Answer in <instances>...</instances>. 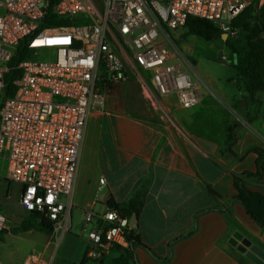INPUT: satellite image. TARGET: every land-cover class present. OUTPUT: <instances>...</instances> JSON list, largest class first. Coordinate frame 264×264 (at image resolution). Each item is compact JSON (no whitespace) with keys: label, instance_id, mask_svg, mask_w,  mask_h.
<instances>
[{"label":"built area","instance_id":"2783aa9c","mask_svg":"<svg viewBox=\"0 0 264 264\" xmlns=\"http://www.w3.org/2000/svg\"><path fill=\"white\" fill-rule=\"evenodd\" d=\"M256 2L264 0H0V104L8 63L22 42L32 51L16 66L15 94L0 106V169L20 185L23 211L52 222L55 232L69 230L86 126L105 106L108 86L133 77L150 102L175 95L184 108L198 105L201 89L213 90L174 33L196 17L234 37V19ZM48 18L56 25H45ZM40 51L52 60H34ZM85 223L93 224L85 260L128 246L130 218L115 208L101 216L89 209ZM8 229L0 212V231Z\"/></svg>","mask_w":264,"mask_h":264},{"label":"crops","instance_id":"0c3cea01","mask_svg":"<svg viewBox=\"0 0 264 264\" xmlns=\"http://www.w3.org/2000/svg\"><path fill=\"white\" fill-rule=\"evenodd\" d=\"M191 37L180 46L185 52L191 50ZM197 59H192L194 66ZM233 75L227 80L235 91L218 87V93L211 80L203 77L213 92L203 87L202 100L192 108H184L170 95L129 108L112 109L105 102L103 108L92 111L73 195L72 209L80 212L83 221L80 234L73 232L72 209L69 230L13 233L28 214L19 204L20 185L4 179L2 164L1 204L12 184L18 204L15 213H3L9 229L0 237V264H26L39 257L50 264H113L122 255L119 250L106 255L103 263L85 260L88 235L84 233L88 226L93 228L85 223V213L90 209L104 215L110 201L122 203L139 188L145 198L137 232L147 248L133 246L128 264H255L238 247L249 241L264 252V228L234 198L237 180L264 193L263 179L243 176L257 170L258 156L248 150L264 148V122L233 119V113L240 114L235 108L237 102L243 105L239 100L244 94L235 69ZM112 90L113 85L106 98ZM234 122L240 127L232 153L225 143ZM100 178L105 180L102 186Z\"/></svg>","mask_w":264,"mask_h":264},{"label":"trees","instance_id":"16d2710c","mask_svg":"<svg viewBox=\"0 0 264 264\" xmlns=\"http://www.w3.org/2000/svg\"><path fill=\"white\" fill-rule=\"evenodd\" d=\"M64 24V23H61ZM45 25H56L51 23V18L46 19ZM233 25L238 29V34L234 37L229 36L224 44L230 50L232 57H235L234 69L236 70V80L239 88L244 93L246 100L258 102L256 98L258 93L264 91V3L261 6H249L240 13L233 21ZM186 36H196L205 41L211 42L216 39H222V31L212 22L189 17L186 25ZM32 51L28 42L21 43L16 56L8 63L9 71L6 74V86L1 98V104L7 98L12 97L16 92L15 80L20 76V70L17 64L30 58ZM112 85H109L111 87ZM0 104V106H1ZM241 106L240 103L236 107ZM240 125L236 122L231 124L228 129L225 148L232 152V147L236 143L238 135L237 130ZM257 154L256 172L246 171L245 178H257L264 180V148L254 147L248 150ZM238 191L234 201L240 202L252 219L264 228V193L252 190L243 185L242 181H236ZM145 198V191L139 188L124 202L117 203L114 200L108 203V207L115 208L122 216L130 218L134 213L139 215ZM40 230L51 234L54 230L53 223L39 217L36 213L28 214L21 225L12 229L13 233L27 232L30 230ZM6 232L0 231L1 235ZM127 247H115L113 250H119L122 255L115 259L113 264H128L133 257L132 247L135 245L147 248L141 241L137 230L132 229L127 235ZM103 263V259L100 260Z\"/></svg>","mask_w":264,"mask_h":264},{"label":"rangeland","instance_id":"374dc122","mask_svg":"<svg viewBox=\"0 0 264 264\" xmlns=\"http://www.w3.org/2000/svg\"><path fill=\"white\" fill-rule=\"evenodd\" d=\"M261 5L262 4L259 2H256L251 6L259 7ZM186 31L187 30L184 27L174 33L173 39L179 47L188 40L189 36H186ZM188 42H190L188 49L191 50H186V52L182 50L183 54L189 61H192L193 58H198L195 65L196 70L202 77L211 80L212 88L217 93L218 87L226 92L235 91L234 85L230 84L227 79L234 74V64L236 60L235 57H232L231 52L224 44V41L222 39H216L208 42L196 36H192L191 40ZM198 54L200 55L198 56ZM223 55H226L228 59L223 60ZM33 59L36 61H45L52 60V57L47 56L46 51H40V56L34 57ZM113 88L114 90L109 92L106 98V103L109 104L112 109H119L122 107L129 108L130 105L136 103L140 106H143L144 104L149 105V101L143 95L137 80L133 77L125 83L114 84ZM258 100L257 103L252 102L251 100H246L243 94V97L239 100L240 102H243V105L235 108L240 114L238 116L237 112L233 113V119H235V121L238 119L246 123H252L257 120H262L264 122V91L259 94ZM238 103L239 102H237V104ZM194 112L197 113L198 109H195ZM141 113H143V110ZM200 114L203 115V113ZM15 188L16 185L12 184V190L4 200L3 205L1 204L3 192L0 191V210L4 214L16 212L15 207L18 204V196L15 194ZM24 214L27 215V213ZM79 214L80 212L76 208L72 209V218L75 223L73 232L75 234H80L83 228V221ZM91 229L92 225L88 226L87 232L84 233L86 234V237Z\"/></svg>","mask_w":264,"mask_h":264},{"label":"water","instance_id":"95a60500","mask_svg":"<svg viewBox=\"0 0 264 264\" xmlns=\"http://www.w3.org/2000/svg\"><path fill=\"white\" fill-rule=\"evenodd\" d=\"M227 38L228 35L224 33L222 40L226 41ZM130 226L135 230L139 228V217L136 213L130 217ZM238 250L244 253L255 264H264V252L259 247L252 245L249 241H243L238 247Z\"/></svg>","mask_w":264,"mask_h":264}]
</instances>
